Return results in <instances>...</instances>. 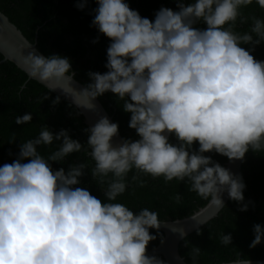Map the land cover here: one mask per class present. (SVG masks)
<instances>
[{
    "label": "clouds",
    "instance_id": "1",
    "mask_svg": "<svg viewBox=\"0 0 264 264\" xmlns=\"http://www.w3.org/2000/svg\"><path fill=\"white\" fill-rule=\"evenodd\" d=\"M255 2L264 9V0ZM96 3L92 25L110 38L108 70L88 73L90 82L80 90L89 100L83 107L94 109L93 100L113 93L130 113L128 126L138 138L114 144L119 123L101 116L83 130L84 143L69 129L54 132L47 125L22 142L17 159L0 166V264H168L148 253L150 241L157 239L150 230L161 228L158 213L116 202L133 170L131 180L140 187L147 175L176 179L217 209L225 207V192L240 211L252 203L245 202L243 176L206 153L243 160L249 150L264 152V60L252 55L264 44V19L241 12L253 0H178V10L162 6L154 19L142 17L127 0ZM75 6L83 10L87 0ZM249 20V31L234 30L238 21ZM200 23L206 27H197ZM26 48L31 78L43 84L74 80L68 57ZM59 102L57 96L52 104ZM32 120L27 112L14 122ZM54 142L47 156L38 150ZM80 152L91 158V167L81 161L53 168V162ZM88 172L103 200L79 186ZM174 199L179 203L181 197ZM253 233L250 248L264 242V224H255ZM219 239L229 245L233 237L224 232ZM200 254L199 247L190 250L191 264H199ZM251 259L258 258L238 253L225 264H252Z\"/></svg>",
    "mask_w": 264,
    "mask_h": 264
},
{
    "label": "trees",
    "instance_id": "2",
    "mask_svg": "<svg viewBox=\"0 0 264 264\" xmlns=\"http://www.w3.org/2000/svg\"><path fill=\"white\" fill-rule=\"evenodd\" d=\"M82 0H0V10L23 32L31 42L37 40L38 49L46 56L59 54L68 57L71 61L75 78L84 84L90 82V71L104 73L107 61V47L110 38L98 32L92 25L93 9L97 7L96 0H87V7L83 10L75 5ZM132 9L138 10L142 17L154 19L157 10L162 6L178 10V0H127ZM189 4L192 0H183ZM244 16H256L264 19V9L256 4L255 0L241 9ZM251 20L246 24L237 22L234 29L238 32L249 31ZM197 27L204 28L200 23ZM98 39V42L93 41ZM245 48L248 45L244 46ZM252 55L258 60H264V44L258 45ZM3 55L0 53V61ZM49 98L44 100L45 96ZM54 92L34 79H28L27 74L11 61L0 63V166L12 163L17 159L19 146L22 142L38 136L44 125L54 132L61 128L69 129L74 139L86 142L87 134L83 131L88 128L82 113L68 100L60 98L56 105L52 101L57 97ZM108 112L113 115L114 121L119 123V131L124 138L137 139L134 129L129 128L130 113L123 110V101L106 92L98 97ZM31 112L33 120L27 124H16L15 118ZM15 139L14 142H10ZM175 142V137L170 136ZM198 148V143L194 145ZM56 143L39 146L42 155L47 156L55 150ZM213 160L225 167L226 156L215 152L206 153ZM86 161L89 167L93 165L91 158L85 153H74L62 163L53 162V168L65 169L72 163ZM26 162V161H25ZM87 172V170H86ZM135 170L128 174V189L121 194L116 202L123 203L133 211L149 208L158 213L160 220H174L191 215L200 207L205 206L208 200L201 198L195 192L189 191V185L176 179L166 182L163 177L153 178L143 176L146 182L143 187L131 180ZM242 176L246 184L244 190L245 202L251 201L247 211H240L238 202L229 199L219 214L186 236L180 243V254L187 263L191 264L190 250L199 247L201 254L199 264H215L236 258L238 253L248 258H264V242L255 248L249 245L254 239L253 226L264 224V152L255 153L249 150L242 164ZM80 187H85L101 200L104 199L96 181L92 180L90 172L81 177ZM179 194L181 199L177 203L174 197ZM157 235V239L150 241L148 250L156 247L164 232L150 230ZM231 233L232 244L223 245L220 234ZM162 259L163 255L157 254Z\"/></svg>",
    "mask_w": 264,
    "mask_h": 264
},
{
    "label": "water",
    "instance_id": "3",
    "mask_svg": "<svg viewBox=\"0 0 264 264\" xmlns=\"http://www.w3.org/2000/svg\"><path fill=\"white\" fill-rule=\"evenodd\" d=\"M27 45H33L34 48L41 52L37 47V40L31 42L23 34V32L9 19V17L0 10V53L3 55L0 61H11L18 68L23 70L28 79H33L29 76L28 68L24 64V57L29 54L31 49L26 48ZM45 55V54H44ZM46 56V55H45ZM36 80V79H34ZM39 82L38 80H36ZM50 91L54 92L60 98L68 100L74 105L83 115L85 123L90 127L101 116H107L112 122L114 121L113 115H111L105 108L99 98L92 101L95 104L94 109H87L83 107L89 103L88 97L82 95V90L86 84L82 83L78 79L74 78L73 81L67 79L63 81L52 80L43 84L39 82ZM55 89V90H51ZM65 90H67L65 92ZM125 138L119 131V134L113 138L114 144L122 143ZM243 160H227L225 167L229 168L234 174L242 175ZM227 192L223 194L224 205L229 201ZM223 209V208H222ZM222 209H217L214 205H210L209 202L200 207L193 214L174 220H160L161 228L164 232L163 243L160 242L156 247L148 250L149 254H161L168 261V264H189L180 254L179 246L180 242L190 233L202 227L205 223L216 217ZM183 231L185 236H180L179 232ZM252 264H264V259H251ZM225 264V262L218 263Z\"/></svg>",
    "mask_w": 264,
    "mask_h": 264
}]
</instances>
